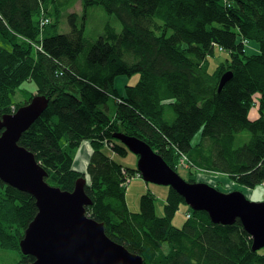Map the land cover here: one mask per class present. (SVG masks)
I'll list each match as a JSON object with an SVG mask.
<instances>
[{"label":"trees","instance_id":"obj_1","mask_svg":"<svg viewBox=\"0 0 264 264\" xmlns=\"http://www.w3.org/2000/svg\"><path fill=\"white\" fill-rule=\"evenodd\" d=\"M71 1L0 0V36L11 46L0 45V116L35 95L50 99L19 141L46 170L47 183L72 192L85 177L93 202L87 215L144 264H264V249L253 251L240 220L214 224L191 209L183 228L174 227L185 200L171 187L164 216L151 193L131 212L124 172L141 173L102 150L108 145L125 155L114 138L125 134L148 143L177 173L184 160L196 172L222 174L251 189L264 185V0H79L84 20L89 8L101 6L122 25L117 33L106 24L93 43L77 14L69 16L71 31L59 33ZM252 43L258 53L247 52ZM217 48L229 57L209 74L208 57ZM227 72L233 77L219 92ZM135 75L139 81L120 96L116 80ZM27 81L35 82L36 94L14 105L16 89ZM255 106L259 117L251 120ZM85 141L93 152L89 147L80 172L73 153ZM37 213L32 195L0 180V247L20 254L17 264L35 261L20 242Z\"/></svg>","mask_w":264,"mask_h":264},{"label":"water","instance_id":"obj_2","mask_svg":"<svg viewBox=\"0 0 264 264\" xmlns=\"http://www.w3.org/2000/svg\"><path fill=\"white\" fill-rule=\"evenodd\" d=\"M232 77L231 72L222 76L219 92ZM49 102L35 95L15 113L0 116V180L32 195L38 208L20 242L22 253L35 258L30 264H144L141 256L109 238L103 223L87 215L93 202L85 191V177L72 192L52 186L36 156L19 144ZM114 138L139 157L137 170L146 182L171 187L214 224L231 226L240 220L253 239V251L264 249V202H252L241 191L223 193L207 183L186 181L145 141L125 134Z\"/></svg>","mask_w":264,"mask_h":264},{"label":"rangeland","instance_id":"obj_3","mask_svg":"<svg viewBox=\"0 0 264 264\" xmlns=\"http://www.w3.org/2000/svg\"><path fill=\"white\" fill-rule=\"evenodd\" d=\"M73 0L71 1V3ZM52 9V5H50V10ZM77 14L79 19V24L81 25L83 22H85V36L89 40L90 43L95 42L100 36L104 34V28L106 24H111L117 31V33H120L122 30V25L119 22V20L116 18L115 15H111L107 13L103 7H91L88 10L87 18L84 20V12L83 7L81 4V1L75 0L73 5L69 10H66L63 13L62 22L60 25L59 33H69L71 31V27L69 24V16ZM0 45L3 46L6 49H11L10 44L7 40H5L2 36H0ZM40 51V48H37ZM247 52L249 54L251 53H258L259 52V46L252 43L247 46ZM229 54L227 52H220V49L217 48L215 51V55H210L208 57V72L209 74H214V72L217 69V66L225 62L226 59H228ZM140 79L139 75H135L132 78H126V77H119L116 80V88L119 91V95L123 97L125 93L124 87L127 85H135ZM37 92V85L33 81H27L24 84H22L18 89H16V93L13 96V104L16 105L22 104L27 101V99L35 95ZM122 97L118 100L119 102H122ZM109 107L111 108L110 114H113L114 112V104L113 101L109 103ZM259 117V111L258 107L255 106L249 115V118L251 120H255ZM200 134L197 135V138H199ZM107 143H105L106 145ZM61 145L63 149L67 150L68 146L65 143V140L61 141ZM122 147H125L122 143L118 144ZM89 142L85 141L83 144L74 151V162L73 167L75 170H78L80 172H84L81 170L83 167H85L87 159L89 157ZM126 148V147H125ZM91 149V147H90ZM103 152L110 158L114 159L117 163L122 165L126 169H133L137 170L138 167V161L139 157L135 155L134 153L130 152L128 149V152L125 155H121L116 153L112 150V148L108 145L104 146L102 148ZM93 152V150L91 149ZM72 153V151H71ZM179 169L178 173L186 180L189 181L190 173L193 174L195 177V182L197 183H207L219 191L223 193H231L235 191H241L250 201L252 202H264V192H262V189L264 185H259L258 192L255 189H251L242 185H239L237 183H234V181L225 175L222 174H214L212 172L207 171H199L196 172L193 168V165L188 163L187 161H181L179 163ZM192 169V171H190ZM126 175V185L127 189L125 191L126 193V200L128 203L129 210L131 212H139L141 208V197L145 194L151 193L155 195L157 199V205H156V211L157 215L164 216V205L166 203V200L169 196L170 187L163 186V185H157L154 183H148L144 180V178L139 175L138 173L130 176L128 175V172H124ZM87 177V175H86ZM191 208L186 204L183 203L180 207V210L177 212L173 219V226L176 228H183L184 224L186 223L188 217V213L190 212ZM20 258V254L13 251H5L0 247V264H17L18 260Z\"/></svg>","mask_w":264,"mask_h":264},{"label":"crops","instance_id":"obj_4","mask_svg":"<svg viewBox=\"0 0 264 264\" xmlns=\"http://www.w3.org/2000/svg\"><path fill=\"white\" fill-rule=\"evenodd\" d=\"M258 190H259V188L256 189L257 192H258ZM262 192H264V187H263V189H262Z\"/></svg>","mask_w":264,"mask_h":264},{"label":"bare ground","instance_id":"obj_5","mask_svg":"<svg viewBox=\"0 0 264 264\" xmlns=\"http://www.w3.org/2000/svg\"><path fill=\"white\" fill-rule=\"evenodd\" d=\"M88 160V159H87ZM87 163V162H86ZM81 170H85V167H83Z\"/></svg>","mask_w":264,"mask_h":264},{"label":"built area","instance_id":"obj_6","mask_svg":"<svg viewBox=\"0 0 264 264\" xmlns=\"http://www.w3.org/2000/svg\"><path fill=\"white\" fill-rule=\"evenodd\" d=\"M182 161H184V160H182ZM140 175V174H139Z\"/></svg>","mask_w":264,"mask_h":264}]
</instances>
